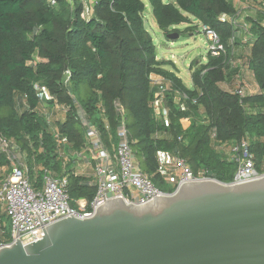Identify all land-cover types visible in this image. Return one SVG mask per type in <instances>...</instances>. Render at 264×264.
Here are the masks:
<instances>
[{"label": "trees", "instance_id": "obj_1", "mask_svg": "<svg viewBox=\"0 0 264 264\" xmlns=\"http://www.w3.org/2000/svg\"><path fill=\"white\" fill-rule=\"evenodd\" d=\"M147 1L157 27L164 34L177 31L173 27L189 23V17L193 16L213 28L225 46V54L208 55L207 62L194 69L192 88L164 70L163 62L157 60L156 47L144 25L143 0H96L92 14L86 19L81 17L83 5L79 1L70 5L66 0H56L51 5L49 0H0V133L14 139L24 152L34 188H41L44 169L57 177L68 176L71 206L76 200L90 201L95 190L81 176L68 170L70 163L57 155L55 130L71 149L80 150L86 143L69 92L97 125L107 146L116 141L119 121L114 102L121 103L140 168L162 190L165 181L157 172L156 160L159 150L174 151L186 160L194 174L206 169L216 179L228 182L235 171L228 147L246 138L256 168L263 169L262 20L249 19L252 42L247 62L259 89L240 97L219 85L230 75V52L238 44L235 38L230 45L234 29L228 21L220 19L236 12L233 3L230 0ZM66 70L70 71L67 85ZM151 73L164 76L174 89L188 96L182 109L173 101V95L166 93L168 125L152 114ZM40 87L53 99L41 98ZM54 100L60 106L70 107L62 119L55 118ZM43 106L53 112L49 120L43 114ZM183 118L191 121L187 128L182 127ZM213 129L215 140L210 138ZM155 131H160L162 137L153 138ZM5 163L0 153V165Z\"/></svg>", "mask_w": 264, "mask_h": 264}, {"label": "water", "instance_id": "obj_2", "mask_svg": "<svg viewBox=\"0 0 264 264\" xmlns=\"http://www.w3.org/2000/svg\"><path fill=\"white\" fill-rule=\"evenodd\" d=\"M38 219L42 237L1 247L0 264H264V176L186 182L141 205L119 196L45 228Z\"/></svg>", "mask_w": 264, "mask_h": 264}, {"label": "built area", "instance_id": "obj_3", "mask_svg": "<svg viewBox=\"0 0 264 264\" xmlns=\"http://www.w3.org/2000/svg\"><path fill=\"white\" fill-rule=\"evenodd\" d=\"M51 5L56 0H49ZM70 5L79 1L83 5L81 17L86 19L92 12L96 0H66ZM264 2V0H255ZM239 13L221 16L233 27L234 33L229 43L233 44L239 33L249 34L250 23L238 24ZM249 24V25H248ZM202 25V34L207 43V55L219 57L225 54L226 48L220 41L218 33L209 26ZM28 63H32L29 61ZM64 83L67 85L70 71H65ZM149 80L153 87V98L150 107L156 120H164L168 125V109L165 106L167 92L173 95V101L182 109L188 100L186 93L172 87L171 81L166 78L149 74ZM39 95L43 99H53L44 87L39 88ZM70 93L74 103L75 117L79 121L85 133V146L80 150H74L67 146V141L55 130L57 139V155L66 163L75 165V175L81 176L87 186L94 188V194L90 201L77 200V204L70 205L68 192V176H54L49 169H44L41 188L36 189L30 183L24 152L17 142L0 133V153L5 157L6 163L0 165V248L20 239L22 243H32L42 237L43 229L47 225L67 216H75L83 219L93 215L96 208L104 201L121 196L126 203L141 205L155 196L171 194L176 188L186 182L198 180H215L219 182L206 169L194 174L187 165L186 160L178 156L174 151L159 150L156 154L158 164L157 172L165 182L174 186L172 192L165 191L156 186L149 175L144 173L132 149V139L126 126L124 108L119 101L114 102V108L118 116L116 127V141L107 146L97 125L89 117L80 102ZM232 93L240 97L246 95L242 87H238ZM193 103L196 101L193 99ZM53 110L66 113L69 106H60L56 103ZM45 108V106H43ZM49 111V112H48ZM53 112L43 110V114L49 120ZM106 122V121H105ZM162 137L160 131L153 133V138ZM211 140L216 139V131L210 133ZM231 160L235 163V171L228 184H241L257 180L264 176V166L258 170L255 166L253 153L249 149L248 139L242 138L233 142L229 147ZM68 165V164H67ZM85 167L89 170H86ZM70 212H68V210ZM1 211L10 218L11 229L7 235L5 223L2 220ZM37 211V214L34 212ZM3 212V214H4ZM17 229V236H16ZM16 236V237H15Z\"/></svg>", "mask_w": 264, "mask_h": 264}, {"label": "rangeland", "instance_id": "obj_4", "mask_svg": "<svg viewBox=\"0 0 264 264\" xmlns=\"http://www.w3.org/2000/svg\"><path fill=\"white\" fill-rule=\"evenodd\" d=\"M164 1L172 2L173 0ZM230 1L234 5L236 13H239V16L237 17L239 25H242L244 22L249 23V19L262 20L261 22L264 25V2L255 0ZM143 2L145 3V10L143 13L144 25L150 33L156 47L157 60L163 62L162 66L164 70L174 73L181 79L186 87H190L192 71L197 66L205 64L208 59L206 52L207 43L202 34L201 23L193 16H190L189 23L179 24L173 27L177 31L172 30L169 32L178 33L177 38H167V34H164V32L157 27L155 19L152 15L150 4L147 0H143ZM230 63L232 65L231 69H233L236 66V62L232 59ZM239 69L240 67L238 66L237 70ZM239 73H241L242 76L248 80V76H246L247 72L245 70H239ZM233 76L235 77V75ZM48 108V106H45V108L43 107L42 109L48 110ZM55 112L59 113L57 111ZM162 186L164 188L163 190L167 191L174 188V186L169 182H165ZM160 189L162 188L160 187ZM70 204L73 205L72 202ZM2 218L5 222V232L8 235L11 229L10 218L7 215H3Z\"/></svg>", "mask_w": 264, "mask_h": 264}, {"label": "crops", "instance_id": "obj_5", "mask_svg": "<svg viewBox=\"0 0 264 264\" xmlns=\"http://www.w3.org/2000/svg\"><path fill=\"white\" fill-rule=\"evenodd\" d=\"M239 34H241V35H238V37H237L238 38L237 39L238 44L235 46V48L232 50V52H230V56H229L230 60L233 59L236 62V66L229 71L230 75H227L226 78L219 83V85L223 90L229 91L231 93L235 89H237L238 87H242L246 94H250V93L256 92L259 89L258 86L255 84L253 78H252V73L248 70V67H247V62H248V57H249V52H250L249 51V44L252 42V35L250 33L247 34L244 32L239 33ZM238 66L240 67L239 70H241V71L245 70L247 72L246 76H248V80L245 79V77L242 76L241 73H239V70H237ZM233 70L234 71L236 70V72L235 73L231 72ZM193 71H192V73H193ZM192 73H191V79H190L191 86L188 88H192V86H193V84H192ZM232 74L235 75V77ZM156 75H159V74H156ZM160 76H162V75H160ZM162 77H164V76H162ZM58 112L59 113H56L57 115L55 114L56 115L55 118L62 119L64 117V113L61 111H58ZM190 122L191 121L189 118L181 119V124H182L183 128H187L189 126ZM229 156H230V153H229ZM67 169L75 172L74 171L75 165L70 163V165L68 166ZM85 169L89 170L86 167H85ZM76 202H77V200L75 201V205L77 204ZM0 209H2V208L0 207ZM3 212L1 211L2 217H3V215H7V214H5V212L3 214ZM2 220H3V218H2Z\"/></svg>", "mask_w": 264, "mask_h": 264}]
</instances>
